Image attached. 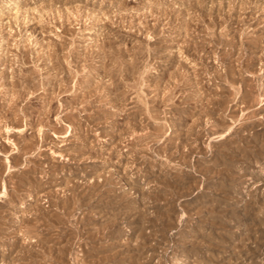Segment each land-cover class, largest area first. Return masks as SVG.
Instances as JSON below:
<instances>
[{"label": "rangeland", "instance_id": "rangeland-1", "mask_svg": "<svg viewBox=\"0 0 264 264\" xmlns=\"http://www.w3.org/2000/svg\"><path fill=\"white\" fill-rule=\"evenodd\" d=\"M0 264H264V0H0Z\"/></svg>", "mask_w": 264, "mask_h": 264}, {"label": "bare ground", "instance_id": "bare-ground-1", "mask_svg": "<svg viewBox=\"0 0 264 264\" xmlns=\"http://www.w3.org/2000/svg\"><path fill=\"white\" fill-rule=\"evenodd\" d=\"M55 51H56V50H55ZM84 59H85V58H84ZM114 59H115V58H114ZM59 61H60V60H59ZM62 62H63V61H62ZM73 62H74V61H73ZM46 67H47V66H46ZM111 68H112V67H111ZM113 68H114V67H113ZM66 69H67V68H66ZM107 70H108V69H107ZM110 71H111V70H110ZM110 71H108V72H110ZM111 74H112V73H111ZM111 74H110V75H111ZM23 126H24V125H23ZM24 128H25V127H24ZM7 130L10 131V128H8ZM20 130H21V129H20Z\"/></svg>", "mask_w": 264, "mask_h": 264}]
</instances>
